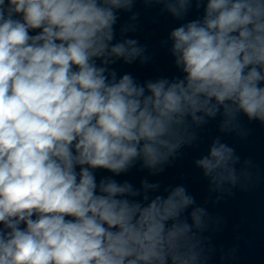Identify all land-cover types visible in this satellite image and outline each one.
I'll return each instance as SVG.
<instances>
[{
	"label": "clouds",
	"instance_id": "1",
	"mask_svg": "<svg viewBox=\"0 0 264 264\" xmlns=\"http://www.w3.org/2000/svg\"><path fill=\"white\" fill-rule=\"evenodd\" d=\"M143 3L182 21L193 0ZM135 4L0 0V264H206L209 213L183 184L115 177L163 173L217 117L264 124V0H195L164 42L182 77L143 84L112 68L151 59L125 38L137 13L116 40ZM238 162L219 136L194 161L216 202L251 180Z\"/></svg>",
	"mask_w": 264,
	"mask_h": 264
},
{
	"label": "water",
	"instance_id": "2",
	"mask_svg": "<svg viewBox=\"0 0 264 264\" xmlns=\"http://www.w3.org/2000/svg\"><path fill=\"white\" fill-rule=\"evenodd\" d=\"M161 8L162 5L147 7L143 0H136L131 13H119V20L114 26L116 40L121 39V27L129 24L132 13H137V30L128 32L125 38L136 39L140 45L145 46L146 54L150 55L151 59L146 64L137 61L130 65L118 61L112 65L118 76L131 74L140 84L149 80L182 77L169 51L170 42H164L168 40L169 33L181 23L202 17L203 5L197 9L193 0L192 7L182 21H177L166 12L162 13ZM238 120L246 135L221 133L220 118L210 120L198 130V141L192 146L183 147L178 157L166 166L165 171L156 176L174 187L183 184L197 201L264 240V124L256 120L249 121L243 114L238 116ZM217 136L221 138L222 143L232 147L235 155L239 157V162L235 165L237 171L247 170L251 175L250 181L242 182L243 187L238 184L231 188V195L223 194L219 202H216V197L220 193L209 192L208 180L203 177L202 171L194 166V161L207 154L212 140ZM246 161H250V164L246 165Z\"/></svg>",
	"mask_w": 264,
	"mask_h": 264
}]
</instances>
